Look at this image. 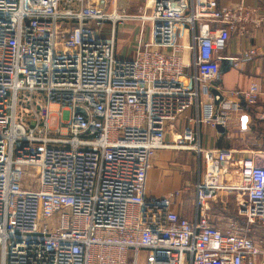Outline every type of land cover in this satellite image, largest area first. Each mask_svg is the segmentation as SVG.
Listing matches in <instances>:
<instances>
[{"label": "built area", "instance_id": "built-area-1", "mask_svg": "<svg viewBox=\"0 0 264 264\" xmlns=\"http://www.w3.org/2000/svg\"><path fill=\"white\" fill-rule=\"evenodd\" d=\"M99 2L0 0V264H140L142 252L143 264H257L264 252L248 227L264 226V151L236 158L203 148L190 126L172 142L166 132L191 107L188 122L218 126L243 106L239 96L258 101L256 83L221 101L210 81L222 59L239 60L222 54L231 34L264 18L244 4L189 0L185 11L155 2L136 15L152 23L151 40L140 37L125 58L115 30L130 15ZM179 25L192 31L188 62ZM165 148L204 159L194 220L173 208L180 191L146 197L152 159ZM231 170L239 185H221ZM222 188L237 192L245 228L232 222L225 232L210 222L208 201Z\"/></svg>", "mask_w": 264, "mask_h": 264}, {"label": "crops", "instance_id": "crops-1", "mask_svg": "<svg viewBox=\"0 0 264 264\" xmlns=\"http://www.w3.org/2000/svg\"><path fill=\"white\" fill-rule=\"evenodd\" d=\"M155 2L164 5L185 8L188 10L189 0H106L99 2V7L106 12L117 10L125 11L130 18L116 25L115 38L116 51L121 57L133 56L136 44L140 37L151 40L150 22H142L136 15L149 13L150 7ZM101 3V6H100ZM218 7H235L241 4L251 12L252 18H264V0H216ZM248 33L238 35L232 33L230 42L222 54L228 57H238L239 60L220 62L219 74L210 81V85L217 88L223 95L232 97L233 90H246L252 83L259 87L258 101L254 105L245 104L243 98L239 100L243 106L239 110L228 111V120L225 125L212 126L204 123L196 125L188 122L189 117L196 115V109L191 107L184 116L174 122L172 128L166 132L167 142H172L179 134H182L186 126L199 131V142L202 147L210 150L228 149L234 150L236 158H252L258 152L264 151V22L260 26L250 23ZM178 42L183 48V56L186 62L190 61L191 52L189 45L192 43V31L185 25L178 26ZM102 36L111 34V22L102 24ZM257 48L258 54L253 58H242V53L250 48ZM127 48V49H126ZM130 49L131 53L127 52ZM167 50V49H165ZM205 98L203 97L202 101ZM218 101V100H217ZM214 105H219L212 100ZM260 157V155H259ZM198 167H202L198 173ZM204 159L195 151L177 148L160 149L152 159V167L148 171L146 197L149 199H161L171 197L176 191L180 196L176 198L173 208L182 217L194 220L197 216L195 185L201 181L204 174ZM223 186L239 185V173L231 170L221 179ZM237 192L222 188L217 191L215 197L208 201L206 213L213 226L227 230L232 222L239 226H246L243 217L238 214ZM249 236L260 245L264 252V226L248 227ZM257 264H264V254L257 259Z\"/></svg>", "mask_w": 264, "mask_h": 264}, {"label": "water", "instance_id": "water-1", "mask_svg": "<svg viewBox=\"0 0 264 264\" xmlns=\"http://www.w3.org/2000/svg\"><path fill=\"white\" fill-rule=\"evenodd\" d=\"M104 1H106V0H100V2L102 3V2H104ZM101 3H100V6H101ZM100 9H102L101 7H100ZM226 61H229V62H232V60H230V59H222V63L223 62H226ZM211 89H210V92L213 94V95H217V94H219L220 96H221V101L224 99V95L217 89V88H214V87H210ZM215 103L216 104H219L220 103V101H215ZM77 112L78 113H82L83 111H82V109H80V108H78L77 109Z\"/></svg>", "mask_w": 264, "mask_h": 264}, {"label": "rangeland", "instance_id": "rangeland-1", "mask_svg": "<svg viewBox=\"0 0 264 264\" xmlns=\"http://www.w3.org/2000/svg\"><path fill=\"white\" fill-rule=\"evenodd\" d=\"M127 49V48H126ZM118 50H122V46L121 45H118ZM117 50V54L119 53V51ZM129 51H127V52H129V53H131V51H130V49H128ZM134 50V49H133ZM118 55H120V54H118ZM130 56H127V57H125V58H129ZM132 57V56H131ZM58 109H56V111H57ZM53 111V110H52ZM55 114H56V112H54ZM19 115H21V110H20V108L18 109V116ZM169 124V123H168ZM168 124H167V131H169V127H168ZM62 131L63 132H65V129H62ZM202 167H198V173H201V169ZM201 169V170H200ZM236 171V173H237V170H235ZM141 259H142V261H140V264H143V252L141 253ZM132 257V256H131ZM129 264H133L132 262H130L129 261Z\"/></svg>", "mask_w": 264, "mask_h": 264}, {"label": "bare ground", "instance_id": "bare-ground-1", "mask_svg": "<svg viewBox=\"0 0 264 264\" xmlns=\"http://www.w3.org/2000/svg\"><path fill=\"white\" fill-rule=\"evenodd\" d=\"M51 109L53 110V112H57L56 109H58V108L56 105H51Z\"/></svg>", "mask_w": 264, "mask_h": 264}]
</instances>
